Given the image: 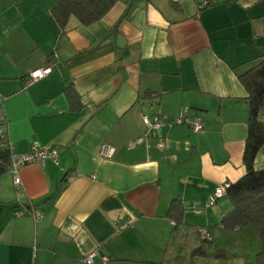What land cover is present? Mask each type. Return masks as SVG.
<instances>
[{
    "label": "crops",
    "instance_id": "1",
    "mask_svg": "<svg viewBox=\"0 0 264 264\" xmlns=\"http://www.w3.org/2000/svg\"><path fill=\"white\" fill-rule=\"evenodd\" d=\"M59 1L0 0L13 151L38 142L58 152L56 163L20 167L19 186L0 174V264H83L94 250L93 264H186L176 256L195 247L186 240L199 244V229L234 235L219 226L231 209L226 193L212 205L208 197L244 173L248 105L238 75L264 56V0H115L101 19H72L67 30L51 13ZM45 66L47 76L22 88ZM184 113L200 117L202 130L171 123ZM143 116L162 120L159 135ZM105 145L110 157L100 154ZM254 167L264 169V145ZM174 198L181 224L169 216ZM217 249L197 257L228 259L210 255ZM260 252L256 264L264 243Z\"/></svg>",
    "mask_w": 264,
    "mask_h": 264
},
{
    "label": "trees",
    "instance_id": "2",
    "mask_svg": "<svg viewBox=\"0 0 264 264\" xmlns=\"http://www.w3.org/2000/svg\"><path fill=\"white\" fill-rule=\"evenodd\" d=\"M114 3L115 0H60L52 7L51 13L58 26L67 30L72 19L82 25L101 19ZM206 4L204 1L201 6ZM238 80L246 92L244 100L248 105L247 130L242 153L244 173L234 182L226 181L228 183L226 195L230 200L231 209L222 216L219 226L228 231L237 230L244 235L247 231L250 234L249 240L255 241L259 247L250 257V262L253 261L252 264H256L257 257L261 253V244L264 243V169L258 170L254 167L255 156L264 145V121L261 120V115H264V56L245 72L239 74ZM22 88L26 87L23 85ZM65 91L70 103L78 105V95L71 90V87L67 86ZM151 94L149 93L148 96ZM7 163L8 153L5 151L0 154V174L7 171ZM182 210L180 200L172 199L169 216L175 219L176 224L182 223ZM205 228L211 235L213 226ZM236 232H233L236 234L235 242L243 243L242 237L239 238ZM198 238L197 246L185 255H177L176 259H185L186 264H193L192 258L195 256H209L207 249H214L211 245L212 237L210 236L209 240L201 238L198 231ZM244 238L247 239V236L245 235ZM210 255L216 258L229 257L228 252L223 248L210 252ZM145 264L162 263L149 261Z\"/></svg>",
    "mask_w": 264,
    "mask_h": 264
},
{
    "label": "built area",
    "instance_id": "3",
    "mask_svg": "<svg viewBox=\"0 0 264 264\" xmlns=\"http://www.w3.org/2000/svg\"><path fill=\"white\" fill-rule=\"evenodd\" d=\"M51 72L50 66H45L41 68H37L31 72L30 79H28L24 83V87H27L30 83L42 79L43 77L47 76ZM6 98L1 95L0 93V154L7 151L8 153V163H7V172H10L13 177V183L15 186H19L21 184L20 177L18 175V169L25 165L30 164H40L43 165L46 161L51 160L53 162H57L58 152L57 149L50 144L41 145L38 142H33L31 148L26 153H15L13 151V142L9 137L8 130H7V119L3 107V101ZM143 125L145 130L150 132L156 133L159 135L162 129V120L155 116L149 119L147 116H143L142 118ZM187 123L193 132L201 131L203 128L201 119L199 117L188 118L186 113L181 114L179 117L175 118L171 123L172 124H181ZM139 141V139H137ZM113 147L110 145H105L100 150V154L103 157H110L113 154ZM228 183L224 182L215 187L214 191L208 197V204L212 205L216 202V200L223 196L226 193V188ZM18 215L21 212H17ZM31 215L35 219L41 216V213L37 210L32 208ZM200 236L206 239H209L208 232L206 228L199 229ZM98 250H94L85 257H83L82 262L83 264H93L94 256L97 254ZM103 260H108L107 257L103 256Z\"/></svg>",
    "mask_w": 264,
    "mask_h": 264
},
{
    "label": "rangeland",
    "instance_id": "4",
    "mask_svg": "<svg viewBox=\"0 0 264 264\" xmlns=\"http://www.w3.org/2000/svg\"><path fill=\"white\" fill-rule=\"evenodd\" d=\"M207 209H208V207H207ZM215 232H217V233H215L213 235V237H212L213 240H212L211 245L214 247V249L223 248L225 251L228 252V255H229L228 259H226L224 262L218 261V263H216V264H243L244 260H246L244 262V264H252V261L250 262V259H247L248 258L247 255L251 256L255 252V250L258 249L257 248L258 244L255 241L249 240L250 234L247 231L244 232L245 235L247 236V239L243 238V236H242L241 240H243L244 243H241V244H237L235 242L236 234L230 235L227 231H225L223 229H221L220 231L218 229H216ZM192 235L193 234H190L189 237L192 238ZM239 238H240V236H239ZM191 240L192 239L185 241V245H187V247H186L187 250L189 248L192 249L194 246H196L193 244V242ZM172 246L173 245H169V248ZM178 247L181 248L182 245L180 244V245H178ZM178 252H179V249H178ZM167 255L169 256V253H167ZM241 256L242 257L245 256V258H241ZM166 258H167V256H166ZM194 258H193V261L195 264H202L201 261L203 262V258H198L197 256L195 259ZM211 263H214V261Z\"/></svg>",
    "mask_w": 264,
    "mask_h": 264
}]
</instances>
